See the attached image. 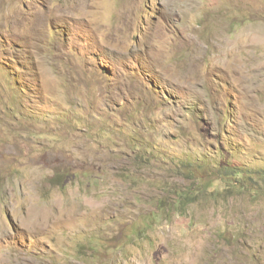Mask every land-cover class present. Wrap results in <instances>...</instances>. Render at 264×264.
Returning a JSON list of instances; mask_svg holds the SVG:
<instances>
[{
    "label": "rangeland",
    "instance_id": "rangeland-1",
    "mask_svg": "<svg viewBox=\"0 0 264 264\" xmlns=\"http://www.w3.org/2000/svg\"><path fill=\"white\" fill-rule=\"evenodd\" d=\"M190 156L264 171V0H0V264H264V189L143 227Z\"/></svg>",
    "mask_w": 264,
    "mask_h": 264
},
{
    "label": "trees",
    "instance_id": "trees-1",
    "mask_svg": "<svg viewBox=\"0 0 264 264\" xmlns=\"http://www.w3.org/2000/svg\"><path fill=\"white\" fill-rule=\"evenodd\" d=\"M218 153L222 154V151ZM168 160L172 161V166L167 168L165 173L168 172L172 177L169 179L171 182L164 179L155 181V184L157 183L156 186L161 191L173 195L174 198L159 199L155 210L142 216L144 228H152L155 224H160L164 219L175 215L187 217L191 205L198 201H223L236 192L251 194L252 198L258 199L261 195L259 192L264 189V171L241 170L231 164L219 167L209 165L207 168L206 162L192 156L182 161L172 157ZM135 176L130 172L125 175L128 181ZM174 177L180 178L181 184H177ZM244 233L245 230L241 226V229L236 231V243L245 237Z\"/></svg>",
    "mask_w": 264,
    "mask_h": 264
}]
</instances>
